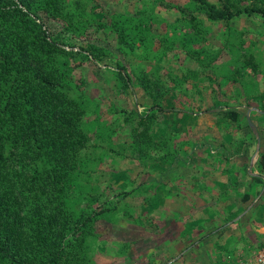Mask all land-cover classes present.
Wrapping results in <instances>:
<instances>
[{"label":"trees","instance_id":"16d2710c","mask_svg":"<svg viewBox=\"0 0 264 264\" xmlns=\"http://www.w3.org/2000/svg\"><path fill=\"white\" fill-rule=\"evenodd\" d=\"M190 1L202 14L196 32L205 29L204 20L228 22L243 13L257 14L264 28V0H243L247 1L243 7L234 0H220L219 4ZM77 2L69 8L66 0H0V264H94L95 223L113 209L82 206L78 201L83 195L73 193V188L80 187L76 179L88 141L83 121L87 104L85 94L73 89L68 76L74 68L62 59L60 45L94 24L113 32L119 46L127 44L126 54L139 47L136 43L144 46L149 28L139 12L134 16L114 14L109 24L98 18L90 21L76 9ZM171 8L182 10L178 5ZM44 19L61 21L62 35L51 37ZM171 28L174 32L179 29L177 25ZM195 53L211 89L219 93L216 78L220 73L217 63L212 65L211 54L220 52L210 53L199 46ZM237 61L249 79L260 73L261 59L248 52L230 59L221 75L231 72ZM185 74V69L166 71L164 77L157 75L155 83L140 76L144 95L157 106L140 114L139 123L146 126L138 132L133 128L134 133L147 135V123L161 129L154 120L157 112H169L168 124L176 126L171 97L185 90ZM128 79L126 75L125 86ZM157 84L159 91L154 89ZM224 116L237 118V113L227 110ZM163 139L162 146L168 147L169 136ZM170 155L166 151L163 156Z\"/></svg>","mask_w":264,"mask_h":264},{"label":"rangeland","instance_id":"374dc122","mask_svg":"<svg viewBox=\"0 0 264 264\" xmlns=\"http://www.w3.org/2000/svg\"><path fill=\"white\" fill-rule=\"evenodd\" d=\"M209 1L220 3V0ZM66 2L69 8H74L77 2L76 9L90 21L98 18L108 23L114 14L134 16L132 14L139 12L142 13L139 17L149 28L144 46L136 43L140 48L126 54L123 52L129 48L127 44L119 46V39L113 32L97 29L94 24L79 36H69L66 39L68 44L60 45L64 49L62 59L74 68L68 76L73 89L85 94L87 104L83 121L88 141L82 151L80 173L76 179L80 187L73 188V193L76 191L83 195L78 201L82 206L113 207L95 223L97 239L91 253L93 263L176 264L173 259L166 263L168 252L162 249H167V246H162V240L166 239V228L170 226L160 218L161 198L156 193L155 196L150 193L152 197L147 194L159 192L161 185L167 187L166 180L170 179L168 169L176 167L174 163L178 155L188 154L187 142L198 141L199 138L190 136L192 132L183 136L173 134L174 139L186 138V148H178L170 140L168 147H163L162 141L166 137L155 124L150 126L151 123H147V135L134 133L133 128L138 132L146 126L139 123L140 114H148L152 105L157 106L155 100L144 95L138 79L145 75L155 83L157 75L164 77L166 71L180 73L181 69H185L184 77L188 85L184 91H178L177 98L172 99L173 106L188 112L207 108L210 105L207 97L210 94L209 81L203 77L202 67L195 61V49L203 46L210 53L212 50L220 52L211 54L212 57L214 55L212 65L217 63L219 76L229 66L230 59L242 57L248 52L261 59L260 73H263L264 28L261 19L255 13H243L228 22L204 20L207 21L204 23L207 28L196 32L202 14L195 2L190 0ZM234 2L241 7L247 4L243 0ZM171 5H178L182 10L173 9ZM176 20L180 23L177 24ZM183 23L194 25L185 26ZM44 24L51 37L62 35L59 32L61 21L44 19ZM176 25L179 29L174 32L171 27ZM237 62L233 64V72H227L225 78L243 74L247 92L257 97L261 80L249 79ZM124 74L130 78L126 80V86L123 83ZM217 82L226 94L240 91L238 85L229 84L225 79L218 80L217 77ZM154 89L159 91V84ZM216 107H226L225 101H218ZM154 120L164 127L170 121L169 114L167 111L157 112ZM173 120L176 126L180 123L185 129L196 124L192 114L174 117ZM166 151L171 157H164ZM146 201L149 206L145 205Z\"/></svg>","mask_w":264,"mask_h":264},{"label":"crops","instance_id":"0c3cea01","mask_svg":"<svg viewBox=\"0 0 264 264\" xmlns=\"http://www.w3.org/2000/svg\"><path fill=\"white\" fill-rule=\"evenodd\" d=\"M221 76L218 80L238 85L240 91L226 94L220 84L218 95L209 85L207 108H174V117L192 114L195 125L160 129L178 148H186V138L174 139L173 134L192 132L190 136L199 138L187 142L188 154L178 155L176 167L168 169L167 187L147 194L161 198L160 218L170 226L162 240L166 263L173 259L176 264H259L264 252V72L254 77L261 80L257 97L247 92L243 74ZM218 101H225L226 107H216ZM227 110L237 118L224 116Z\"/></svg>","mask_w":264,"mask_h":264},{"label":"built area","instance_id":"2783aa9c","mask_svg":"<svg viewBox=\"0 0 264 264\" xmlns=\"http://www.w3.org/2000/svg\"><path fill=\"white\" fill-rule=\"evenodd\" d=\"M258 263L259 264H264V252L261 253L259 256H258Z\"/></svg>","mask_w":264,"mask_h":264}]
</instances>
